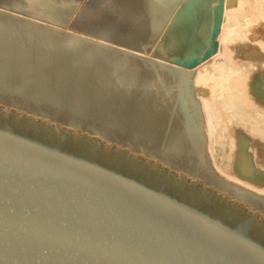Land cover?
Returning <instances> with one entry per match:
<instances>
[{
    "label": "bare ground",
    "instance_id": "6f19581e",
    "mask_svg": "<svg viewBox=\"0 0 264 264\" xmlns=\"http://www.w3.org/2000/svg\"><path fill=\"white\" fill-rule=\"evenodd\" d=\"M108 7L124 20L110 38L94 33L99 23L77 35L0 11V98L85 124V138L139 155L264 225V0Z\"/></svg>",
    "mask_w": 264,
    "mask_h": 264
},
{
    "label": "water",
    "instance_id": "95a60500",
    "mask_svg": "<svg viewBox=\"0 0 264 264\" xmlns=\"http://www.w3.org/2000/svg\"><path fill=\"white\" fill-rule=\"evenodd\" d=\"M0 98V264H264V225Z\"/></svg>",
    "mask_w": 264,
    "mask_h": 264
},
{
    "label": "rangeland",
    "instance_id": "374dc122",
    "mask_svg": "<svg viewBox=\"0 0 264 264\" xmlns=\"http://www.w3.org/2000/svg\"><path fill=\"white\" fill-rule=\"evenodd\" d=\"M11 0H2L1 1V3H0V11H2L3 13H6V14H8V15H10L12 18H15V17H19V18H22V19H27L28 21H31V22H34V23H37V24H43L42 22L44 21L45 23V26H50V27H52V28H54V29H56V30H61V31H63L64 33H69V32H71V33H73V32H75L74 30L76 29L77 31L75 32L76 34L78 33L79 35L80 34H82V33H80V32H82V31H86V27L89 25V23H90V26L92 25H94V24H98V25H95V28H97V29H95L93 32L97 35V36H99V35H102V34H100L101 32H103V34L104 35H106L107 34V36L110 38L111 37V35H113V33H111L110 31H111V28L112 29H115V25H117L116 27H118V26H121V27H119V30H117V28L115 29V31L117 30V32H115L114 30H112V32H114L115 33V37H116V34L118 35V32L120 33L121 31H122V29H123V24H124V20L123 19H121V18H116L115 17V15L113 16V14H115V13H113V11H112V13L110 12V10H112V9H110L108 6L109 5H111V0L108 2V0H102V2H101V0H100V2H99V0H79V2L77 1V2H75L74 0H61V1H54V0H49V1H47V0H41V3H39L40 2V0L39 1H37V0H21L20 1V3H19V0H17V2H16V0H15V2L17 3V4H23V1H24V4H23V6H22V4L21 5H18V6H20V7H17L15 4L16 3H14V6H16V7H12L13 5H10L9 6V4L13 1H11ZM28 1H29V3H28ZM32 2V6H31V2ZM90 1V2H89ZM104 1H106V2H104ZM5 2V3H4ZM8 2H10V3H8ZM37 2V3H36ZM86 2V3H85ZM88 2V3H87ZM95 2V3H94ZM103 2L104 3H106V4H103ZM6 3H7V5H6ZM53 4L55 7H51V5H48V4ZM64 3V4H63ZM89 3L91 4V5H89ZM109 3V4H108ZM2 4H4V6H6V8H4L3 7V5ZM11 4H13V3H11ZM26 4V5H25ZM29 4V5H28ZM44 4V5H43ZM74 4V5H73ZM92 4H94V5H92ZM101 4L102 5H105V8L103 7V6H101ZM2 5V6H1ZM47 5V6H46ZM62 5V6H61ZM66 5V6H65ZM68 5V6H67ZM72 5V6H71ZM77 5V6H76ZM97 5H98V7H100L101 6V8H98L97 7ZM26 6H29V7H26ZM58 6V7H57ZM61 6V7H60ZM70 6V7H69ZM83 6V7H82ZM84 6H85V8H84ZM39 7V8H38ZM57 7V8H56ZM73 7V8H72ZM87 7V8H86ZM92 7H94V8H92ZM18 8H20L21 9V11L22 12H19L20 11V9H18ZM24 9V11H23V9ZM25 8H27V9H25ZM32 9V10H30V9ZM35 8H36V10L38 11V9H40L39 11H41V12H37L36 10H35ZM38 8V9H37ZM80 8H82L81 10H80ZM92 8V9H91ZM103 8V9H102ZM108 8H109V10H108ZM10 9V10H9ZM17 9L19 10V11H17ZM29 9V10H28ZM35 10V14H36V16L33 14V11ZM93 9H96L95 11L93 10ZM108 10L109 11V13L110 14H108L107 12L108 11H106V10ZM16 10V11H15ZM26 10H28V11H26ZM45 10L47 11V12H45ZM104 12H102V11ZM32 11V13H30ZM84 11V12H83ZM86 11L88 12V13H86ZM93 11H94V13H95V15H94V13H93ZM101 11V12H100ZM105 11H106V14H105ZM14 12V13H13ZM27 12V13H29V14H25V13ZM50 12V13H49ZM98 12H99V15H98ZM18 13V14H17ZM54 13H55V15H54ZM104 14V17H103V15L102 14ZM11 14H13V15H11ZM24 14V15H23ZM31 14H33V16H30ZM38 14V15H37ZM40 14V15H39ZM42 14V15H41ZM92 15V17L91 16H89V15ZM108 14V15H107ZM112 14V15H111ZM22 15V16H21ZM82 15V16H81ZM86 15H88V16H86ZM94 15V16H93ZM101 15H102V19H101ZM106 15V16H105ZM113 16V19H112V17L111 16ZM78 16V17H77ZM79 16H80V18H81V20L79 21V20H77L78 18H79ZM96 16V17H95ZM2 17H3V19H4V15H2ZM95 17V18H94ZM98 17V18H97ZM111 17V18H110ZM114 17H115V20H114ZM38 18H40L39 20H38ZM43 18V19H42ZM75 18V19H74ZM79 18V19H80ZM83 18H86V19H88V18H90V21L89 20H86V22H85V20L83 19ZM92 18V19H91ZM107 18V19H106ZM108 18H110V19H112V20H114V22L112 21L111 22V20H109L108 21ZM102 20V21H100V20ZM105 19V20H104ZM118 19V20H117ZM121 21H120V20ZM83 20V21H82ZM93 20H95V21H93ZM104 20V21H103ZM74 21V22H73ZM100 21V22H99ZM119 23H118V22ZM122 21H123V24H122ZM78 22H79V24H78ZM81 22H82V24H81ZM85 22V23H84ZM103 22H105V23H107V22H109L108 23V26H109V29H108V31H107V29L105 30L103 27H107V24H104ZM116 22V23H115ZM84 23V24H83ZM94 23V24H93ZM111 23H113V25L111 24ZM115 23V24H114ZM76 26H75V25ZM88 24V25H87ZM103 26H101V25ZM120 24V25H119ZM84 25V26H83ZM85 25H87V26H85ZM105 25V26H104ZM73 26V27H72ZM89 26V27H90ZM91 26V27H92ZM97 26V27H96ZM111 26H113V27H111ZM85 27V28H84ZM91 27H90V30L92 31V29H91ZM100 28V31L101 32H99V31H96V30H98L99 28ZM72 28V29H71ZM74 28V29H73ZM92 28H94V26L92 27ZM108 28V27H107ZM69 29H71V30H69ZM83 29V30H82ZM88 29L89 28H87V31L85 32V34L84 35H86V34H88L87 32H88ZM121 29V30H120ZM89 30V31H90ZM105 30V31H104ZM79 31V32H78ZM90 31V32H91ZM106 31H107V33H106ZM89 32V33H90ZM93 32H91V33H93ZM97 32H98V34H97ZM90 33V34H91ZM93 33V34H94ZM77 34V35H78ZM92 34V35H93ZM94 34V35H95ZM109 34V35H108ZM83 35V37H86V36H84ZM89 35V34H88ZM112 37H114V35L112 36ZM137 156H139V155H137ZM163 169V168H162ZM202 189H205L206 187H204V186H202L201 187Z\"/></svg>",
    "mask_w": 264,
    "mask_h": 264
}]
</instances>
